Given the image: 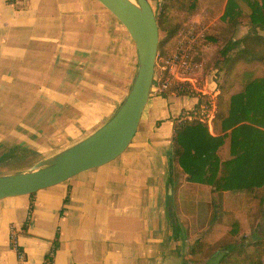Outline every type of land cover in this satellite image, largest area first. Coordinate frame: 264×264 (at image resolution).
<instances>
[{
	"label": "crops",
	"instance_id": "obj_1",
	"mask_svg": "<svg viewBox=\"0 0 264 264\" xmlns=\"http://www.w3.org/2000/svg\"><path fill=\"white\" fill-rule=\"evenodd\" d=\"M202 12L211 14L210 6ZM126 46V30L96 0H0L1 155L23 146L34 152L25 160L28 166L36 159L33 165L104 124L127 93ZM201 105L197 96L151 90L134 137L116 159L0 200V264H42L54 246L53 264H183L185 243L194 238L215 247L201 264H219L234 247L224 245L228 237L264 238L253 195L219 197L209 186L187 182L172 159L175 127ZM207 125L213 134L212 120ZM228 154L226 140L218 155ZM231 217L240 231L226 239L221 233Z\"/></svg>",
	"mask_w": 264,
	"mask_h": 264
},
{
	"label": "trees",
	"instance_id": "obj_2",
	"mask_svg": "<svg viewBox=\"0 0 264 264\" xmlns=\"http://www.w3.org/2000/svg\"><path fill=\"white\" fill-rule=\"evenodd\" d=\"M194 3L195 0H161L156 23L166 37L158 42L159 53L164 52L163 48L180 28L169 21L168 13L186 10L189 16L195 15ZM248 6L249 14L243 15L236 0H226L222 15L225 26L211 29L204 35V42L217 49L215 57L205 61V66L212 62L217 70H224L227 82L218 86L219 92L215 97L213 134L204 122L196 119L181 121L174 130L171 156L186 175L187 182L209 186L219 197L223 192L253 195L257 200L256 212L261 216L257 229L264 225V74L254 75L255 69L250 66L264 67V36L259 34L264 33V0H248ZM239 19H244L249 29L237 39L234 35ZM240 66L243 67L241 71L238 70ZM234 78L241 79L242 86L238 91L226 94L225 86H231ZM226 140L229 142L228 158L221 159L218 151ZM13 150L21 153L22 156L17 157L20 159L34 153L17 146L2 154L0 162L13 158L16 155L10 152ZM32 160L36 159H31V164L25 168L32 165ZM239 231L238 221L232 218L229 235L235 237ZM208 248L197 240L187 250L189 258L183 264L210 258L213 253H209ZM263 259L264 238L247 240L240 237L238 245L226 248L219 264H263Z\"/></svg>",
	"mask_w": 264,
	"mask_h": 264
},
{
	"label": "water",
	"instance_id": "obj_3",
	"mask_svg": "<svg viewBox=\"0 0 264 264\" xmlns=\"http://www.w3.org/2000/svg\"><path fill=\"white\" fill-rule=\"evenodd\" d=\"M96 1L123 26L134 44L137 69L132 85L114 114L87 137L23 171L0 175V200L28 196L103 166L122 154L136 133L153 82L159 42L156 17L147 0ZM171 191L169 180L167 194L170 197ZM169 211L176 231L172 207Z\"/></svg>",
	"mask_w": 264,
	"mask_h": 264
},
{
	"label": "rangeland",
	"instance_id": "obj_4",
	"mask_svg": "<svg viewBox=\"0 0 264 264\" xmlns=\"http://www.w3.org/2000/svg\"><path fill=\"white\" fill-rule=\"evenodd\" d=\"M155 14V17L159 16V5L161 3V0H147ZM252 1V0H249ZM223 0H195V12H197V14H201L202 18L199 19L196 15L197 14H193L191 16L188 15V11L186 10H172L171 12L168 13V18L169 21L172 24H178L180 26V28L176 31V33L174 34V36H172V38L169 39V41L167 42L166 46L163 48L164 52H158L157 51V56L155 59V66L156 69L157 67H161L163 65V61L170 55L171 51L174 50V42L176 40L177 35L182 32L184 33L186 30V27L188 24L190 23H194V24H200L203 25L206 29L203 31L200 28H196V32L195 33H199L198 39L196 41V44H194V48L193 51L195 52L194 57H195V61L199 62L202 64V69L200 71L195 72L192 76H191V83L193 84V86L198 90L195 92V95L199 98H201V102L202 105L200 106L199 110L204 109L207 110L206 108L210 107V103L214 100L215 95L214 92L217 91L218 86H222L225 83H227L225 81L226 76L224 73V70L220 71L217 70V67L212 66V62L210 63V65H206L205 66V61H209L212 59V57L216 55L217 53V49L216 47L204 42V35L206 34V32H208L211 29H218L219 27L222 28L223 26H225L226 22L225 20L222 18V15L224 13L225 10V5L223 3ZM236 5L238 10L240 11L241 14L246 15L249 14L250 10H249V6H248V0H236ZM205 6H210V10H211V14H205ZM213 7V8H212ZM204 9V10H203ZM239 22L236 25V30H235V35L234 37L239 39L242 38L247 32H248V25L246 23V21L244 19H239ZM121 29H124L123 26L119 23ZM199 27V25H198ZM260 35L264 36L263 32H259ZM159 35V41L165 39L166 37V33L164 31L159 30L158 32ZM122 56L121 59L124 60V64H125V74L127 76V92L130 89V86L132 85V82L134 80L135 74H136V69H137V53L134 47V44L132 42V40L130 39L129 35L127 34V46L126 49L124 50V53L122 51ZM123 63V62H122ZM251 69H255V74L254 75H263L264 74V67L261 66H250ZM241 68H243L242 66H240V68H238V70H242ZM155 70V69H154ZM229 83V82H228ZM229 84H227L225 86V92L226 94H232L236 91L239 90V88L242 86V81L239 78H234L233 79V83L231 86H228ZM227 87V88H226ZM216 89V90H215ZM201 91H211L210 94H206L205 96L202 95ZM212 96V98H210ZM210 99H209V98ZM213 104V103H212ZM211 104V106H212ZM211 108V107H210ZM15 147V146H14ZM13 146L5 148L6 150H11L14 148ZM4 150L0 151V155ZM5 152V151H4ZM14 154H16L13 158L9 159V160H5L7 161V163H3L0 165V170L2 172H9L10 174L15 173V172H20L25 170V166H27L28 163H26V158L25 159H20L17 158L18 156H22L21 153L18 150H13L10 151ZM4 161V162H5ZM12 162H14L15 164H13ZM12 163V165H11ZM255 220L259 219V217H254ZM232 217L229 219V222L231 221ZM261 224V222H260ZM242 227V234H244L247 226L245 225H241ZM260 228H262L260 226ZM229 231V226H226V229H224V232H219L221 233V235H223L224 238H226V233ZM244 238H246L245 236H243ZM214 238L211 239V241H213ZM227 239V238H226ZM239 239L240 236L237 239H234L233 242L234 244H231L232 239H230L228 237V239L224 242V245H238L239 244ZM247 239V238H246ZM197 240H201L204 242H208L207 240L210 239H188V241L185 243V247L186 250L187 248L189 249V247L193 246V244L195 242H197ZM248 240V239H247ZM232 242V243H233ZM213 243V242H212ZM224 247V246H222ZM215 250V247H212L209 250V253H212ZM219 258V257H218ZM216 259H212L211 260V264L215 263ZM194 264H201L203 261H192ZM263 264H264V259H263Z\"/></svg>",
	"mask_w": 264,
	"mask_h": 264
},
{
	"label": "built area",
	"instance_id": "obj_5",
	"mask_svg": "<svg viewBox=\"0 0 264 264\" xmlns=\"http://www.w3.org/2000/svg\"><path fill=\"white\" fill-rule=\"evenodd\" d=\"M196 28H200L203 31L206 29L198 23L188 24L186 31L177 35L174 42V50L163 61V65L157 67V69L154 65L155 70L151 86V90L154 93L161 94L172 90L177 94L187 93L186 95L194 96L195 92L198 91L191 83V76L202 69V64L195 61V52L193 51L194 44H196L199 36V33H195ZM206 109L195 112L188 120L196 119L208 124L213 119L215 108L211 106V108ZM53 255L54 251L50 250L42 264H53ZM18 256L20 259L23 258L21 253H18Z\"/></svg>",
	"mask_w": 264,
	"mask_h": 264
},
{
	"label": "bare ground",
	"instance_id": "obj_6",
	"mask_svg": "<svg viewBox=\"0 0 264 264\" xmlns=\"http://www.w3.org/2000/svg\"><path fill=\"white\" fill-rule=\"evenodd\" d=\"M130 2H133V0H129ZM75 142V141H74ZM67 146V145H66ZM45 157V156H44Z\"/></svg>",
	"mask_w": 264,
	"mask_h": 264
}]
</instances>
